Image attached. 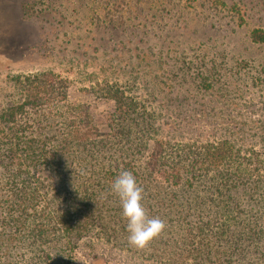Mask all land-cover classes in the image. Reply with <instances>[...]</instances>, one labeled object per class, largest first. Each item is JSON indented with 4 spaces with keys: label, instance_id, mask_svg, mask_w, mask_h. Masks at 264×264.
I'll return each mask as SVG.
<instances>
[{
    "label": "rangeland",
    "instance_id": "rangeland-1",
    "mask_svg": "<svg viewBox=\"0 0 264 264\" xmlns=\"http://www.w3.org/2000/svg\"><path fill=\"white\" fill-rule=\"evenodd\" d=\"M257 28L264 30V0H0V137L10 142L6 132L17 124L43 135L89 130L96 154L33 172L40 205L59 209L91 183L94 209L82 237L69 247L57 235L33 249L26 230L0 224V264H264ZM25 101L36 104L16 123L1 120ZM161 142L165 157L181 162L182 183L139 182L148 215L167 229L138 250L107 170L127 147L146 144L144 163ZM7 168L2 196L11 193L2 185Z\"/></svg>",
    "mask_w": 264,
    "mask_h": 264
},
{
    "label": "trees",
    "instance_id": "trees-1",
    "mask_svg": "<svg viewBox=\"0 0 264 264\" xmlns=\"http://www.w3.org/2000/svg\"><path fill=\"white\" fill-rule=\"evenodd\" d=\"M252 38L256 42L264 43V30L254 29ZM27 103L36 104L30 101ZM27 103L25 101L11 107L10 112L1 115V120L16 123L18 112H22ZM124 106L126 104L120 101V112L126 111L123 109ZM39 131L41 130L33 131L17 124V127H12L8 133L6 132V135L10 136V142L4 141V136L0 137V167L6 168L10 165V168H7L9 171L7 181L2 185L11 189L9 195L0 194V224L5 227H15L16 235L26 230L33 249L43 242L47 244L48 241L57 238V235H62L67 246L71 247L73 244L71 238L82 237L87 225L86 219H90L94 209L92 206L95 199L91 191L94 189L93 186L90 182H85L75 187L72 193L75 195L68 199L66 207L62 209L46 202L40 205L42 193L39 191L33 172L41 165L59 164L70 157L78 161L95 159V152L88 148L95 136L89 130L69 128L58 133L57 143L50 144L52 137L58 138L57 134L43 135ZM0 132L5 133L4 129ZM137 146L136 151L132 146L121 151L119 155L121 159L112 160L107 172L117 177L121 170H129L141 184L145 180L158 185H161V181L171 183L173 186L182 183L181 162L169 161L165 157L162 142L153 148L144 163L139 158L146 152L147 145ZM88 151L89 154H86ZM231 154L232 151L224 155L217 154L218 159L213 164L221 165L223 159ZM204 164L210 165V162L206 161ZM172 201L177 206L175 196L172 197ZM172 213L178 215L180 221L185 220L181 210L177 209ZM190 236L194 238L193 235Z\"/></svg>",
    "mask_w": 264,
    "mask_h": 264
},
{
    "label": "clouds",
    "instance_id": "clouds-1",
    "mask_svg": "<svg viewBox=\"0 0 264 264\" xmlns=\"http://www.w3.org/2000/svg\"><path fill=\"white\" fill-rule=\"evenodd\" d=\"M118 196L122 215L127 220L128 243L138 250H145L164 235L167 224L159 217H150L144 206L145 190L129 170H121L111 185Z\"/></svg>",
    "mask_w": 264,
    "mask_h": 264
}]
</instances>
